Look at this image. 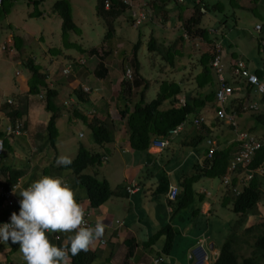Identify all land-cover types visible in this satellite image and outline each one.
<instances>
[{"label": "trees", "instance_id": "obj_1", "mask_svg": "<svg viewBox=\"0 0 264 264\" xmlns=\"http://www.w3.org/2000/svg\"><path fill=\"white\" fill-rule=\"evenodd\" d=\"M5 1L6 0H3L2 2L0 12H6L3 5ZM182 2L183 0H139L138 3L135 1L133 3L134 5H128L124 3V0H96L95 15L105 27V35L103 37L105 39L102 44L111 39V36L115 33V23L121 16L125 15L123 20L132 28L138 31L139 28H142L143 31L148 27L153 28L154 23L166 24L169 20L168 17L170 14L166 9L170 8L171 5L181 13L184 8ZM33 3L38 5L37 1H34ZM231 3V0H227L228 6H230ZM259 6L264 10V0H247V7L245 9L233 5L231 13L233 14L235 11H239V9L246 11L247 13H253V11L258 9ZM201 7L205 9L206 15H210L208 19L212 24L211 29L215 32L214 34L208 33L209 27L206 28L203 24L206 16L200 13ZM225 10L226 8L221 6V3L219 2L212 3L210 0H198L192 6L190 17L183 22L182 28L179 29L180 36L173 47H169L167 51L157 49L155 38L152 37L151 39H148V52H157V54L160 55L161 63H168L175 72L179 71L178 65L187 62V59L183 57L184 55H186V57L189 56L188 52H186V47L195 51L192 44L193 42L198 41L203 43L206 50L198 57H194L196 67L200 68V72L195 77L194 90L186 92L182 89L180 84L169 82L170 80H162L156 99L150 103H146L144 98L145 93L149 88V82L140 73L141 63L137 57L140 41L138 40L134 44L132 50L128 45L125 46V44L118 46V42L113 46L101 45L95 48L91 47L87 50L81 49L77 47L78 44L68 41L67 36L69 35V32L74 33L77 29V26L72 20L71 6L69 2L66 0H60L54 4L52 11L61 21V35L64 39L62 40V44L70 50L77 48V50H75L76 53L63 56V58L67 60L68 65L59 69L57 72V79H55L56 82L53 81L55 82V84L53 83V87L47 82L49 80L48 73L36 65L33 59L30 58L25 60L22 65L28 70L30 75L28 79V94L33 97H39L40 101L44 103L45 112L49 115L46 125V145L48 150L56 147L55 142L58 139L56 123L64 114L68 115V123L71 122L73 124L78 121L87 128L89 131L90 142L97 148L95 150H88L84 146H79L76 157L72 160L71 165L67 167L58 166L53 168L56 172V176L61 177L65 181L66 177L63 172H66V174L69 172L74 177V186L71 187L73 191H76L77 187H82L84 189L85 193L83 199L85 202L82 201L81 195L79 194H74V197L81 206L83 202L88 205L84 208L85 214L89 211L87 207L93 210L99 209L100 207L106 206L111 201L117 202L118 200H127L129 196L127 191H125L126 184H120L116 187L112 185L114 187V189H112L113 187L110 188L108 179H97V169L102 163H104L102 159L109 154L107 146L114 143L116 138L115 135L120 131L117 123L110 117L111 112L115 113L123 123L124 130L128 135L127 140L131 150L138 154H144L145 156H147L146 153L155 139L166 137L170 130L187 121V117L190 114L201 111L202 109L205 113L208 112V118L206 119L207 121L203 123L205 134L197 136V139H200L198 142H201L206 137H209V135H212L213 132L216 131L215 126L219 127L215 117L212 118V115L209 114L210 111L215 113L216 110L214 108L215 106H213L215 87L214 77L209 64L213 57L215 43L225 45L228 47L227 49L231 46L237 45H233L228 39L229 35L227 36L225 34V29H227L225 20L228 18L225 14ZM35 16L41 17L42 14L36 13ZM232 18L234 20L232 27H229L227 30L228 32L232 31L231 33L234 35L236 31H239L236 23L239 17L237 19L233 15ZM260 21L259 24L263 25L261 34L256 36L254 42L256 43L258 55L263 58L264 48L261 43L264 40V18H260ZM184 35H186V38H184ZM113 36V39L115 40V34ZM140 36L139 32L138 37ZM17 39L18 38L14 37L11 38L12 44L10 43L6 47V51H8L10 47L16 46V43L18 42ZM131 42L133 43V41ZM19 48L21 49V46H19ZM52 51L53 53L60 51L55 55L58 56L61 54L62 48L56 50L55 48L49 49L48 53L51 58V54H53ZM127 51L131 55L130 58L126 57ZM115 54L125 57L121 59L118 68L120 71L117 86H114L115 82L113 79L115 78L112 77L113 79H111L112 69H109L110 62L114 59ZM82 55H84L85 59L81 57L76 59L77 56ZM230 56L232 60L231 62L234 64V62L240 57V54L238 57L235 50L231 49ZM90 66L93 67V74L89 71ZM113 67L115 66L113 65ZM78 68L83 70H81V72L83 80L86 82V86H81L79 84L77 86H72L68 98L65 102H61L60 91L55 85L57 82L59 83L57 84L58 86L61 84L66 85L68 80L66 81L61 77L74 74L77 72ZM159 70L162 73L164 71L163 66L161 67V65H159L158 71ZM127 72L130 74V81L127 80ZM254 74L260 81H262L264 76L263 68L255 70ZM93 81H95V83ZM99 82H103L102 87L110 89V91L112 90L109 98L106 100L107 102H104L103 104V109L107 110V113H102V110L99 112V110L96 109V104L100 100L98 95L100 90L92 87L91 83L99 85ZM239 85L245 87L248 92L250 91L244 83L239 82ZM139 89H141V91L138 94V100L132 104L133 97H137L136 92ZM184 94H186L185 98L187 99L184 107L174 108L173 103L176 97ZM239 102H242L240 97ZM262 102L264 103V96L262 97ZM129 103L132 104V109H130L131 107L129 106ZM206 106H209L210 110ZM1 111L10 118L12 124L16 121L21 122L19 110L15 106L7 105L5 102ZM236 111H238L237 116L239 117V124L241 122L242 128L245 129L246 125L243 121L244 113L241 112L240 109H236ZM209 120H213V123H211V121L209 123ZM246 120L252 122L256 121L257 123L264 125V114H251ZM251 129L253 128H249L248 131L251 132ZM1 135L2 133L0 132V136ZM4 143L5 145L7 144V142ZM171 157L172 156L170 155L168 157H163L162 159H156L154 157L156 168H147L144 171L145 174L142 176V179L152 177L154 169L155 171L157 169V171L162 172V175H165V166H177L176 162L180 157H174V160L177 158L175 163H173ZM231 158H233L231 146L219 151L216 150L212 154L209 168L198 170L199 173L204 171L203 175H187L184 172L183 180L181 182L179 181L180 177L178 176V181L176 179L174 184L181 188L180 193L177 195L176 202L169 203L172 212L175 211L173 214L178 215L185 209L194 207L195 201L201 203V198H198L197 200L195 198V192L191 189L192 184L198 183L200 179L204 178L221 180L226 173ZM148 159L151 160L152 157L149 156ZM192 161L193 160L190 159V161L184 163L181 170L184 171L188 166V163H191ZM151 163L153 164L154 162ZM89 168L94 169L93 175H84L83 172ZM19 169L21 170L15 171L6 166L0 167V176L5 178V188L16 184L29 170L27 166H22ZM262 169H264V144L258 151H255L249 158H247L246 161L243 160L239 166H236L227 189L224 190L223 195L220 194L219 206L223 208L224 212L228 215L229 213H232L237 218L234 220L235 226L231 228L232 232L225 239L219 249L217 259L212 264H262V262H264V213L261 208L263 206H261L262 204L260 203L262 200V190L260 189V183L254 174ZM47 174L50 175V172ZM162 175H160L155 183L154 180H138L137 184L140 187V191L135 197H138V195L143 193L145 185H147L148 192L150 190L155 191L153 192L154 195H156L157 188L161 191L163 183L166 184V182H168L166 175L165 177ZM32 176L37 177L36 174H33ZM191 182L192 184H190ZM17 192L18 190L16 191L15 196L20 200L21 197ZM140 198L142 200L143 198L147 199V196L146 194H143L138 197V200ZM142 200H140V203ZM0 202L2 204L4 200H1ZM112 206L113 205L111 204V207ZM137 206L138 205H136V208ZM124 210L125 207L120 209L119 211L122 212L115 217L122 222V226L118 229V233L121 234L128 231L135 222L138 221L141 223V220H139V217L141 218V216L132 215L130 210H127V212L124 213ZM17 211H19V206L17 204L12 207L1 208L0 223H5L7 220H10L11 214L13 212L18 214ZM192 212L194 215H197L199 214V209H193ZM118 215L122 217L118 218ZM180 217L182 216L178 215L177 220ZM186 219H188V217ZM253 220L256 221L244 226L242 229L240 228L239 231H236V229H238L243 223L249 221L252 222ZM157 221L159 222L161 219ZM147 225V223H144L143 228ZM159 228L160 229L155 233L147 234L148 236L145 241H142V239L137 240V237L139 239L142 235V229H139L138 226L134 227L133 229L136 231L135 236H138L136 238L130 237L123 241V245L126 247V253L122 264H129V261H132L135 256L137 249H140L146 255L144 260H146L149 250H155L158 253V259L162 258L159 252L164 255H170L171 251H173V246H176L174 230L170 225H164ZM195 229L201 230L198 227ZM145 230L147 232V228H145ZM118 233H112L113 239L118 238V236H116ZM104 234L106 235V233ZM112 234L109 239H112ZM46 235L48 236L50 243L56 246H60V242L65 238L62 236L61 232L46 233ZM198 236L199 234L196 237ZM55 237L58 238L56 239ZM162 238H165V241L164 243L159 244V241L162 240ZM65 245H68V241ZM187 247L188 246H186V250ZM243 247L250 251L249 256L244 257L240 253L243 251ZM248 247H250V249ZM18 250L19 244H12L11 253H15ZM97 253L98 250L88 248L87 251H81L74 257L69 254L68 264H93Z\"/></svg>", "mask_w": 264, "mask_h": 264}, {"label": "rangeland", "instance_id": "obj_2", "mask_svg": "<svg viewBox=\"0 0 264 264\" xmlns=\"http://www.w3.org/2000/svg\"><path fill=\"white\" fill-rule=\"evenodd\" d=\"M37 1L38 5H35L33 2ZM60 0H6L4 2V7L6 12H0V47L4 44L5 40L8 38L9 35H15V37H18L16 46L19 47L21 46L22 54L21 60H27V59H33L34 63L38 65V63L44 67L45 69L48 68L50 71H52V75L48 74V76H51V82L49 81V85L53 84L54 80L57 79V72L59 71L60 68L66 67L68 65L67 60L63 58V56H67L68 54H75V48L74 50H70L68 47L63 46V37L61 33V21L57 18L56 14L52 11L54 4ZM69 2L71 6V12H72V20L74 24L77 26V29L74 33H70L67 36L68 41L72 43L78 44L77 47L81 49H90L99 47L101 45H115L118 42V46L120 45H128V47L132 50L134 44L139 40L140 41V47L138 49L137 57L141 63V70L140 73L145 76L147 81L149 82V88L147 92L145 93V102L150 103L153 100L156 99V95L159 90L160 83L162 80H171L177 81L176 78H181L184 83L187 84L188 89H186L183 86L184 91H190L194 90V84H195V78L194 76L198 72V68L196 67V62L194 57H198L202 52H205V48L200 46L199 44L201 42L195 41L193 42V46L195 51L187 47V51L189 56L186 57L184 55L183 57L187 59V62L182 63L178 65V72H174V70L169 66L168 63H161L160 60V55L157 54V52L150 53L147 50V43L148 39H151L152 36L150 33H145L144 35L141 34L142 28H139V31L132 28L130 25L126 23L123 19L125 18L124 16H121L119 19H117L115 23V40L114 34L111 36L110 40H107L106 43L102 44L103 40L105 38V27L102 24V22L97 19L95 15V6H96V0H66ZM210 1H219L220 3L227 4V0H210ZM171 7H173L171 5ZM227 8V6H226ZM36 13H41V17H36ZM225 14L227 15L226 21V28L228 29L229 27H232V24L234 22L232 16L234 15L235 18L239 19L236 21L238 28L240 29H246L248 32V35L245 36H240L239 31H236L235 34L233 35L231 32L227 29L225 34L229 37L228 39L232 42L233 45H236L237 42L240 43V41L237 40V38H245L247 41H249V48L250 51L247 54V59L250 60L252 63L251 68L258 66L260 64H264V59L261 58L256 50L254 49V46L256 43L254 42V38L256 36L254 32V26L256 23H260V18H264V10H262L259 6L258 9L253 11V13H247L246 11H243L239 9V11H235L234 14L228 11L226 9ZM206 16V14H203ZM207 18V17H206ZM209 19L207 18V21ZM178 25H180V28H182L183 22L186 21V19H183L179 22L178 20H175ZM205 26L206 27H211L212 24L210 22H207ZM156 22V21H155ZM166 24L164 23V26ZM162 24L154 23L153 27L154 28H161ZM149 29V28H148ZM239 30V29H238ZM140 32V37L139 36ZM157 32L162 35L163 30L157 29ZM178 33H179V28L178 32H173L171 35H169L167 38L162 35L163 42H160L159 40L156 41V48L161 49L164 51H167L169 47H173L175 45L176 40H178ZM209 33V32H208ZM215 32L212 31L210 34H214ZM113 39V40H112ZM133 41V43L131 42ZM228 41V40H227ZM130 42V43H129ZM109 43V44H108ZM246 45V41H244ZM164 44V45H163ZM197 45V46H196ZM13 47V46H12ZM10 47V49L12 48ZM51 48L60 49L62 48L61 54L58 56H55L58 54L60 51L54 52L52 51L53 54L52 58L50 54L48 53V50ZM228 48V47H227ZM199 49V50H196ZM235 49L236 54L239 57L240 50H238L237 46H231L227 50ZM225 52V49H224ZM21 53V52H20ZM14 52H3L0 53V71H1V79L8 83L9 85H12L14 81V75L16 72H20L21 76L23 78L28 77V70H26L23 65L18 64L16 65L11 59L13 58ZM43 55L47 56V60H43L44 57ZM81 57L83 59L84 55L82 56H77ZM128 58L131 57L130 53L127 51V56ZM51 60H54L55 63H51ZM122 55H114V59L111 60L109 69L112 72L111 79L114 77L115 79V85H118L119 81V65L121 59H123ZM176 60V59H175ZM53 61V62H54ZM94 62V61H92ZM18 63V62H17ZM113 65L115 67H113ZM159 65L161 67L163 66L164 71L161 73L159 69ZM183 66V67H182ZM41 69L43 70V68ZM93 67H89V71L92 73ZM171 71V72H170ZM132 72V70H131ZM159 72V73H158ZM93 74V73H92ZM30 76V75H29ZM70 76H62L64 80H68ZM93 77V76H92ZM65 81V82H66ZM53 82V83H52ZM95 83V81H93ZM100 86H103V82H99ZM6 87V86H5ZM140 92L137 91V93ZM107 93V92H106ZM136 93V95H137ZM134 96V95H133ZM136 97H133V99ZM253 99V98H252ZM107 94H106V99L103 101L99 100L96 104V109L99 110V112L102 110V113H107V110L103 109V104L104 102H107ZM129 106L131 107L132 105L129 103ZM210 110V107H207ZM132 109V107L130 108ZM208 113V112H207ZM204 112V114H207ZM203 114V115H204ZM209 114H213L211 111ZM259 114H264V110L260 111ZM195 113H192L189 115L188 120L193 121L195 118ZM251 114L247 113L246 114V119L250 116ZM116 117V116H115ZM64 124L62 125L59 121L57 122V130H58V139L55 142V148H51L47 150L46 147V155L47 156V162L50 164L52 168H56L59 165H57L55 156L58 158L59 156H68L71 158V160L75 159L77 151L79 149V146H84L88 150H95L97 149L95 146H93L90 142V136H89V131L87 128L81 124L80 122L77 121V123H68V117L64 118L63 120ZM249 120L246 122V129L252 128L251 123L249 124ZM256 123L255 128L251 129V132L253 133L252 135H258V136H264V125H261L254 121ZM241 124V122H240ZM117 125H119L117 123ZM219 127L215 126V130L213 132L214 138L217 139V142L220 144L221 142H228L232 139H234V134L230 131V129L227 126H223L219 124ZM250 125V126H249ZM190 130H193L192 127H189ZM198 130L197 133L201 132L204 134V132L201 130V128H197ZM82 135L81 137L79 135ZM182 136V135H181ZM180 136V137H181ZM16 142H20V139H16ZM15 142H9V144L12 146L13 144V150H16V147L14 145ZM154 145V144H153ZM201 148H204V145L202 144L198 150L203 151ZM108 149H110L109 154L107 156L108 158V164L102 163L97 171V179L101 180L102 178H106L109 180V186L112 188L114 183L119 184V181H114V177H119L122 179L121 176H126L127 178L131 175L130 171V166L132 165V160L134 163V168L137 169L136 172L133 174H142L144 176V172L141 171V166L140 164H145L147 162V157L142 156V155H131L129 153H124V150L117 149L114 146V144L108 145ZM28 154V149L26 150ZM122 153V154H121ZM150 153L152 154H158V149L155 147L150 148ZM2 157H0L1 159ZM11 156L7 159L10 161ZM23 160V159H22ZM177 161V158L173 161L175 163ZM192 163H188V166L185 168L183 172H185L187 175L192 172L191 169ZM48 167V166H47ZM176 166H169L168 170L170 169H175ZM156 168V167H153ZM49 171V170H47ZM178 172V171H177ZM65 173L66 181L70 184L71 187L74 186L73 180L74 177L68 172H63ZM94 169H87L85 172H83L84 175H93ZM162 172L155 171L153 176L150 178H145L142 179V181H147V180H154V183ZM165 173V172H164ZM180 173V172H178ZM52 176H54L52 174ZM165 177V175H162ZM55 177V176H54ZM168 179V178H167ZM260 183V189L262 190V200H261V207L262 212L264 213V178H257ZM140 180V179H139ZM169 180V179H168ZM171 182L173 183L175 181L174 177H171ZM130 180H124L123 182H129ZM199 184L195 186L194 189H196L198 192L200 189H204L208 191L211 195L210 198H208L207 202H214L219 203L218 199L220 197V194L222 193L224 187L223 184L219 179H203L198 181ZM157 185V184H156ZM113 189V188H112ZM83 190V191H82ZM147 185H145V189L143 193L138 195V197L142 196L143 194H146L147 199L150 200V204H140V201H136L137 208H135V197L132 199L130 203L127 201H123L125 210L124 213L127 212V210L131 211L132 215H138L141 216L139 217V220H141L140 225L138 226L139 229H142V235L139 237V239H142V241H145L146 237L148 236L146 234L145 228H143L144 223L148 224L147 228V233L148 234H153L157 230H159V225L157 227H154L153 223L146 217L147 214L151 213L157 215V219L163 222L161 224V227L164 225H170L175 221L176 223H179L180 225V230L177 228V224H174L172 229L174 230L175 234V243L176 246H173V259H172V264H188L187 260V252H186V245L185 242L189 243L192 242L194 239V233L197 236L200 233H204V231L210 236L209 238V243L213 244L214 251L216 254L219 252V249L221 248L222 244L224 243L225 239L229 236V234L232 232L231 228L235 223V219L237 218L234 214L229 213V215L224 212L222 209H215L216 204L210 205L209 209L207 208H202L200 212L201 214L204 215L202 219L199 214L194 215L192 210L195 209V207H189L188 209H185L182 211L179 218L177 220L178 215L173 214L175 211L171 212V209H167V206L164 204V198L166 192V186L165 183L162 185V192L159 194V188H157L156 195L153 194V190H150L149 192L147 191ZM84 189L82 187H77V190L74 191V194H79L81 195L82 201H84ZM211 200V201H209ZM160 203V204H158ZM111 204L113 205L111 208L118 210L117 207H114L116 205V202L111 201ZM83 205V204H82ZM198 207V206H197ZM1 209V206H0ZM171 210V211H170ZM215 210V211H214ZM93 213L95 214L97 212V209L92 210ZM114 211V210H113ZM170 211V212H169ZM122 211H117L115 215L121 213ZM180 212V211H179ZM209 214H212L211 216ZM122 216L118 215V218H121ZM188 217L189 220L186 218ZM197 220V225H201V230H196L195 227H191V224L193 221ZM188 221H190L188 223ZM256 220H253L252 222H245L236 231H239L240 228H244V226L255 222ZM137 226V222L135 223ZM188 224V227L186 226ZM157 228V229H156ZM187 231H190L189 234ZM125 234V237L121 235V233H118V238H115V241L107 242V245L105 247H102L103 250V255L101 256V249H98L97 255H95V262L93 264H122L124 261V255L126 253V247L123 245V241L126 239H129L130 237H133L129 233V231L122 233ZM113 239V237H112ZM111 240V239H110ZM165 238H162V240L159 241V244L164 243ZM11 247L12 244L9 241V243H4L0 244V264H26L23 254L20 252V249L15 252L11 253ZM250 249V247H248ZM108 250L110 252H108ZM191 250V249H190ZM242 252H240L244 257H247L250 255V251L243 247ZM141 252V250L139 249ZM161 254L160 256L162 257L163 261L160 262V264H168V260L165 258L166 256L159 252ZM170 254V255H171ZM216 256H214L215 258ZM158 259V253L155 250H149L147 253V257L145 262L142 261L140 263H135L133 260L129 261V264H153V261ZM264 264V262H262Z\"/></svg>", "mask_w": 264, "mask_h": 264}, {"label": "clouds", "instance_id": "obj_3", "mask_svg": "<svg viewBox=\"0 0 264 264\" xmlns=\"http://www.w3.org/2000/svg\"><path fill=\"white\" fill-rule=\"evenodd\" d=\"M205 14H206V12H205ZM256 26H260L262 28L263 25H261L259 23L255 24L254 32L257 36L259 34L255 31ZM208 32L212 33V29L209 28ZM260 34H261V32H260ZM256 36H255L254 40H256ZM8 40L11 43V38H9ZM8 40H6L5 44H3V45H5V48L10 44V43H7ZM199 45L206 48L203 43H200ZM221 46L223 49V56H222L223 57V63H225L226 65L230 63V65L232 67V65H233V63L231 62L232 60L230 59V61H227L225 58L224 49L226 46L222 45V44H221ZM238 60H239V58L237 59V61ZM240 61L244 62L241 59H240ZM245 65H246V63H245ZM209 66L213 72L214 86H215L214 87L213 106H215L214 108L216 110H215V113L212 114V118L215 117L216 121L219 122V124H221L223 126H227L222 120H219L216 116L217 111L220 109V107L217 105V101H216V92L218 89V83H217L216 74H215L213 68L211 67L210 64H209ZM246 68L249 70L247 65H246ZM199 72H200V68L198 67V72L196 73V75ZM249 72L254 74V72H252L250 70H249ZM16 74H17V72H16ZM18 75H19V73H18ZM196 75L194 76V78L196 77ZM130 80H131V77L128 81H130ZM262 80H264V76H263ZM169 82L178 83L181 85V87L183 89V82L181 80L180 81H173V79H171ZM239 82H242V81L241 80L240 81H233L231 79L228 81V83L231 85V87H233V89H235V91H236L235 93L239 94V97L242 100V102H239V97H237V99L232 98V100H231L232 103L225 108L226 112L232 111L235 113L238 130L234 131L232 127L227 126L230 129V131L234 134V139H232L228 142H221L219 144L217 142V139L214 138V135L212 134V135H209V137H206L203 141L198 142V141H200V139H197V136L205 134V130L203 128V123L205 121H207L206 119L208 118L207 114H204V111L202 109L201 111L195 112L196 115H195V118L193 119V121L188 120V117H189L188 116L187 121L183 122L182 124L176 126L174 129L170 130L167 133L166 137H164L162 139H155L151 146L157 148L159 153L153 154V155H159L160 156L163 153L161 155L162 157H168L170 155V156H172L171 160L174 161L175 156H173V152H169L170 154L164 153V151H167L165 149L166 148L169 149L170 143L173 140H175L178 136H179V138L183 137L182 132L184 131L185 127H192L193 128L192 131L194 132V140L192 143L194 144V146H196L195 147L196 149H198L202 144L204 145V148H201L203 151H200L202 153V157L199 159L197 158L191 162L192 163L191 169L193 168L192 169L193 173H190L191 175L192 174H197L198 176L203 175L204 171L202 173H199L198 170H201L203 168H209V166H210L209 164L211 162V157H212L213 152L216 150L219 151L221 149L227 148L228 146H231L233 158H231V161L227 167L225 175L220 180L221 183L223 184V187H224L223 189L226 190L228 183L230 181V178L232 177L236 166H239V164L241 162H243V158H240V160L237 161V158H239V153H240L239 148H238V144L236 143V139L238 137V134L239 133H245V134L249 135L252 139H254V141L259 145V148L256 151H258L261 148V146L264 144L263 136H261V137L258 135L253 136L252 135L253 133L249 132L248 129L242 128V124H239V117L237 116L238 111H236V109H240L241 112L244 113V115H246L247 113L258 114L260 111H262L264 109V103L262 102V97L264 96V94L260 98H258L257 96H255L252 93V91L250 90L249 87H247L250 90L248 92L245 87L239 85ZM239 87L242 88V93L240 91H237V88H239ZM194 89H195V84H194ZM139 90L141 91V89H139ZM139 90H137V91H139ZM190 91H192V90H190ZM186 92H188V91H186ZM138 94H139V92L137 93V97L134 99L138 100ZM185 96H186V94L177 96L174 103H173V107L174 108L184 107L185 102L187 100L185 98ZM244 97H249V99H250L249 101L256 102L259 105V109L257 112H250V111L243 110V99H244ZM5 101H6L7 105H12L11 100H5ZM8 101H10V104H8ZM134 103L135 102L132 101V104H134ZM206 107H209V106H206ZM20 121L22 123V129H21V134L19 136H12V137H6L5 136V132H4L5 127H7L9 124L14 125V124H12L10 118L8 119V122L2 127V130H1L2 135L0 136V140H2V142H3V153L0 155V157H3V155L5 154V150H4L5 140H7V141L9 140V142H12L13 139L20 138L22 136L23 130H24V122L22 120H20ZM210 121L211 120H209L208 122L210 123ZM115 122L119 124L117 126L120 129V131L126 135V140H127L128 135H127L126 131L124 130L123 123L120 121L118 116H117V120ZM211 123H213V120L211 121ZM254 124L255 125L252 128H255L256 123L254 122ZM197 128H201V130L204 132V134L201 132L197 133V131H196V130H198ZM173 131H175V133H173ZM79 136H81V135H79ZM127 143H128V140H127ZM113 144H115V140H114ZM46 147H47V145H45V148ZM150 148L146 153L147 154L146 157H147V160H149L148 159L149 156L152 157V159H151V161H147L145 164H143V166L140 169L143 172L147 168H150V166L156 165L154 157L152 156V154H150ZM119 149L124 150L125 148L120 147ZM47 150H48V148H47ZM129 150L134 155L145 156L144 154H138V153L133 152L130 148L129 143H128V152H129ZM109 151H110V149H109ZM123 152L125 153V151H123ZM191 160H193V158H191ZM102 161L104 163L108 164V158L107 157L103 158ZM178 161H181V158ZM151 162H154V163L152 164ZM56 163L59 166L67 167V166L71 165L72 160L68 156H59L58 158L56 157ZM176 165L178 166L177 163H176ZM170 171H171V169L168 171H165V173H170ZM177 171L180 172L178 174L180 177L179 181L181 182L183 180L182 178L184 176V172L180 168H177ZM254 174L257 178H264V169L259 170V171L255 172ZM139 179L142 180V176H140L138 174L136 179H133L132 181H129L128 183H121V184H126L125 191H127L129 196H128V199L125 201H127L128 203H130L132 201L133 195L138 194V192L140 191V187L137 184V181ZM200 180H203V179H200ZM190 184H192V182ZM197 184H199V183L192 184L191 189H193L195 192L194 195H195L196 200L198 198L202 199L201 203H198V201H195V203H194L195 209H197V208L199 209V215H200L201 207L203 208V206H204L203 201L209 205H211V203L216 204V207H215L216 210L217 209L223 210V208H221L219 206V203H215V201L208 203L207 200H208V198L211 197L210 193L204 189H201V188H198V189H200V191L198 192L196 189H194ZM1 185H4V184H1ZM11 187H18V189H19V182L12 185ZM11 187H8V188L10 189ZM8 188H6V189H8ZM113 189H114V187H113ZM180 189L181 188L178 185L177 186L173 185V184H171L169 186L167 185V188H166L167 192L165 194L164 204H166V206L169 207V209H171V206L169 205V203L171 204V203H174L177 201V195H179ZM223 193H224V190L222 191L221 195H223ZM18 194L21 197V199L19 200V212L17 211L18 214L16 212H13L10 216V222L0 223V244L9 243V241L11 242V244H17L18 243L20 252L23 254V257H24L26 264H68L69 254L72 257H74V256L78 255L81 251H87L88 248L92 245V243L96 240L98 241V245H100V244L107 245L106 239L105 240L100 239L103 237L104 232L106 230H110L114 233H116V232L118 233V231H119L118 229L122 226L121 220H119L117 218H114L108 227H106L105 223L103 221H101L102 220L101 218H100V220L96 219L93 221L91 219L93 214H94L92 211L93 209H89V211L85 214L84 208L75 199L74 191L71 188L70 184L58 176L54 177V176H49V175H42L38 179L31 182V184L27 188L21 190ZM143 199H145V198H143ZM146 201H147L146 204L149 205L150 200L146 199ZM209 201H211V200H209ZM218 202H220L219 199H218ZM101 209H102V207L97 209V211H99L101 213ZM208 210H210V209H208ZM91 212L93 214H91ZM209 215L211 216L212 214H209ZM200 216L202 219H205V218H203L204 215L203 216L200 215ZM84 218L87 219L89 222H92V223L94 222L95 225L92 227L81 226L84 224ZM139 225H140V223H139ZM200 227L201 226H198V228H200ZM52 232L72 233L68 237V245L66 246L65 244L67 242H64L63 240L60 242V246H56V245L50 243L46 233H52ZM55 238L57 239L58 237H55ZM209 238H210V236L205 231L203 234L200 233L198 237H194V240H195L194 247H192L191 250H189L187 252L188 264H212L217 259L219 252L216 254V252L214 251L213 244L208 242ZM101 242H103V243H101ZM214 256H216V257L214 258ZM161 261H163L162 258L154 260L153 264H160Z\"/></svg>", "mask_w": 264, "mask_h": 264}, {"label": "crops", "instance_id": "obj_4", "mask_svg": "<svg viewBox=\"0 0 264 264\" xmlns=\"http://www.w3.org/2000/svg\"><path fill=\"white\" fill-rule=\"evenodd\" d=\"M196 1H198V0H183L182 6H184V8L182 9L183 11L181 13L178 12L174 7H170L168 9H166L170 13L169 17H168L169 20L166 23V25L164 26L162 24L161 28H154V27L153 28L148 27L149 29L145 28L142 31V35H144L145 33H150L152 36H154L156 41L159 40L160 42H163L162 35L167 38L173 32L174 33L178 32V28L181 29L180 25H178L175 20H178L180 22L182 20V18L183 19H188L190 17V15H191L192 6L194 5V3ZM231 1H232V3H231L230 6H228L227 4L225 5L223 3H221V6H223L224 8H226V6H227L226 9H228L229 12H231L233 10V5H237V7L243 8V9H245L247 7V0H231ZM211 2L212 3H214V2L217 3L219 1H211ZM206 17L209 18L210 15H206ZM206 17L204 18V21H203L204 25L206 24V21H207ZM207 22H209V20ZM157 29L163 30L162 35H160L157 32ZM239 35L240 36H245V35H248V32L246 31V29H240L239 28ZM178 36H180V33H178ZM12 37L18 38V37H15V35H9L6 40H8L9 38H12ZM6 40H5V42H6ZM237 40L240 41V43L237 42V45H236L238 47V50H240L239 60L240 59L243 60L246 63V65L249 68V70L252 71V72H254L257 69H261V68H263V70H264V64H260L258 66H255V67L251 68L252 63H250L251 61L247 59V54L250 51V48L248 47L249 46V41H247V39H245V38L244 39L243 38H237ZM244 41H246V45H245V43H243ZM5 42H4V44H5ZM11 44H12V42H11ZM254 49L257 52L256 45L254 46ZM232 50H235V49H232ZM22 51H23V49L21 50L19 47L14 46L11 49L9 48L8 51H6L5 53L14 52L15 53V54H13V58L14 59H11V60L16 65H18V64L22 65V63L24 62V60H21L22 59V57H21ZM230 54H231V50L229 51V50H227V47H225V58H226L227 61H230V59H231ZM43 57H44L43 60H47V56L46 55H43ZM53 61L54 60H51V58H50V62L51 63H55V61L54 62ZM38 66L40 68L42 67L39 63H38ZM42 68H43V70L45 72H47L48 74L52 75V71H50L48 68H46V69L44 67H42ZM81 70L78 68L77 72L72 74L71 77L68 79V83H66V85H62L61 84L60 86H58L57 85V84H59L58 82L55 85L56 88L60 91L61 102H65V100L68 98L69 92L71 91L72 86H77L78 84L81 85V86H86V82H85V80H83V76H82ZM17 73H19V75H16V73H15L14 81L12 82L13 84L9 85L8 83L4 82L1 79L2 77H1V71H0V132L2 130V127L8 122V119H9V117L6 116L5 113L1 111L2 107H4V104L6 102L5 100H11L12 101V105L15 106L16 108H18L19 113H20V118L24 122V127L25 128L23 130L22 136L20 138H18V139H20V142H16L17 138L12 140V142H15L14 143V145L16 147L15 151L13 150V147H12L13 144L11 146L8 143L9 140L8 141L5 140V142H7V144L5 145V143H4L5 154L0 159V167L1 166H6V167H9V168H11V169H13L15 171L21 170L19 168H21L22 166L23 167L27 166L29 168L27 173H25L18 180L19 189H18L17 193H19L21 190L27 188L31 184V182H33L34 180L38 179L40 176L48 175L47 174L48 172H50L49 176H52V174L54 176H56V172L53 170V168L50 166V164H48L47 156L45 157L46 152H47V150L45 148L46 139H47L46 124L48 122L49 115L45 112L44 103L42 101H40L39 97H33L32 95L28 94V79H29V75H28L27 78H23L21 76L20 72H17ZM55 76H57V74ZM48 79L49 80L47 82H49L52 79L51 76H48ZM176 79H177V81L182 80L181 78H176ZM55 82H54V84H55ZM91 85H92V87L100 90L98 95H99L101 101L102 100L104 101L106 99V94H107V99L109 98L112 90L110 91V89H106V88H104V87H102V86H100L98 84H94V83H91ZM50 86L53 87L54 85L51 84ZM183 86L186 89H188L187 84L184 83V82H183ZM136 101H137V99H133V102H136ZM115 116H116L115 113H113V112L110 113V117L114 121L117 120V116L116 117ZM65 117L67 118L68 115L64 114L58 120L62 125L64 124L63 120H64ZM243 121L246 124L247 120H246V116L245 115L243 116ZM250 123H251L252 127H254V125H255L254 122L250 121L249 124ZM182 133H183V137L179 138V136H178L175 140H173L170 143V145H169L170 148L169 149L166 148L165 150H167V151H164V153H167V154H170L169 152H173V156H178V157L181 158V161H177L176 162L178 164V166L175 167V169L172 168L170 173H165L166 178L169 179L168 183L166 182V184H165L166 188H167V185L168 186L171 185V184L176 185V184H174V182L172 183L170 179L173 176L174 179L175 180L177 179V181H178L179 174L177 172V168L181 169L183 164L188 162V161H190L191 158H193V161H194L195 159H197V158L199 159V158L202 157V153L198 149H196L195 148L196 146H194V144L192 143L193 140H194V132L192 130H190L189 127H185L184 131ZM115 137H116V139H115L114 146L116 147V150L119 149L120 147H124L125 148L124 149L125 153H129V154L132 155L130 150L128 152V143H127V140H126V135L123 132L119 131L115 135ZM27 149H28V154L26 152ZM150 154H152V153H150ZM161 155L160 156L159 155L155 156V155L152 154V156H154L156 159H159V158L162 159L163 157ZM9 156H11L10 161L7 160L9 158ZM147 161H151V160H147ZM131 164H132L130 166L131 175L128 178L126 176H121L122 179L120 178V176L119 177H114V181H119V184H121V183H128V182H123V179L124 180H130L131 179V181L133 179H136L138 174H133L134 172L137 171V169L134 168L133 160H132ZM140 166L142 167L143 164H140ZM153 167H155V165L150 166V169H153ZM168 167L169 166H165L164 170L168 171ZM47 170H49V171H47ZM33 174H36L37 177L32 176ZM140 176H142L141 173H140ZM151 181H153V179ZM1 184L5 185V178H3L2 176H0V185ZM119 184L114 183V187H116ZM4 185H2V186L5 188ZM161 192H162V190L161 191L159 190V194H161ZM164 192H167V191L165 190ZM135 195H133V198H135ZM137 200H138V198H135L134 202L136 203ZM140 200H142V199L140 198L139 201ZM84 202L82 203L83 204L82 205L83 208H85V206L87 205ZM146 202H147L146 199H143L140 204H144ZM203 205H204L203 208L204 209L207 208V210L210 207V205L206 204L204 201H203ZM114 207L118 208V210H116V212H117L120 209H123L125 206H124L123 201L118 200ZM135 208H136V205H135ZM167 208H169V207H167ZM87 209L89 210L88 207H87ZM116 212H115V209L111 208V202H109L106 206H103L102 209H101V213L103 215L99 211H97L95 214H93L91 212V214H93L91 219L94 221L96 219L100 220V218H101L102 219L101 221H103L105 223L106 227H108L110 225V223L112 222V220L116 217V215H115ZM201 213L202 212H200V215H202ZM146 216L153 223L154 227H157V225H159V227H161V224L163 222L162 221H159V222L157 221L158 219H157V215L156 214H152V216H151V213H149ZM187 220H189V219H187ZM189 222L190 221H188V223ZM135 223L131 226L130 229H128L129 233L134 236L133 238H136L138 236V235L135 236L136 235V231L133 229L134 227H136ZM174 224H177L176 226L180 230L179 223H176L174 221L171 224V226L173 227ZM138 225H139V222L137 221V226ZM186 226L188 227V224ZM198 226H201V225L200 224L197 225V220L193 221L192 224H191V227H198ZM145 228H148V225ZM189 232L190 231H187L188 234H189ZM104 233H106V235L104 234L103 237L100 238V239H102V240L106 239V242L115 241V239H111V240L109 239L110 235L112 233H114V232H112L110 230H106ZM61 234H62L63 237H65L63 239V241L67 242L68 241V237L72 233H62L61 232ZM146 234H148V233L146 232ZM195 234L196 233H194V236L196 237ZM116 236H118V234H116ZM122 236L125 237V234L122 235ZM112 237H113V234H112ZM137 240H140V239H138V237H137ZM185 244H188V245H186V246H188L186 252H188L192 247H194L195 240L193 239L192 242H189V243L185 242ZM105 246H106L105 244L98 245V241L96 240V241H94L92 243V245L89 248L96 249V250L101 249L100 252H101V256H102L103 255L102 247H105ZM108 252H110V251L108 250ZM172 252L173 251H171V253ZM172 254L171 255H165L166 256L165 258L168 260V264H172V259H173V255ZM145 256L146 255L144 254V252H142V251L140 252L139 249H137V252H136V254H135V256L133 257L132 260L135 263H140V262H142V260L145 262V260H144Z\"/></svg>", "mask_w": 264, "mask_h": 264}, {"label": "built area", "instance_id": "obj_5", "mask_svg": "<svg viewBox=\"0 0 264 264\" xmlns=\"http://www.w3.org/2000/svg\"><path fill=\"white\" fill-rule=\"evenodd\" d=\"M137 2L139 0H124L125 4L132 5L134 2ZM3 0H0V10ZM134 5V4H133ZM143 5V4H139ZM200 13L205 14V9L203 7L200 8ZM261 27L256 26L255 31L260 34ZM184 38H186V35H184ZM7 43H10L8 40ZM262 47L264 48V40L261 43ZM6 48L5 45H2L0 47V52H5ZM223 49L220 43L214 44V52L213 57L210 62L211 67L213 68L217 83H218V89L216 92V101L217 105L220 107V109L217 111L216 116L219 120H222L227 126H230L233 128L234 131L238 130V126L236 123V117L235 113L232 111L226 112L225 108L229 106L232 103V98L237 99L239 97L238 93H235V89L231 87V85L228 83V81L231 79L233 81H242L246 87H249L252 93L260 98L264 94V80L260 81L255 74L249 72V70L246 68V65L244 62L238 60L236 61L232 67L229 64L223 63ZM18 75V73L16 74ZM126 77L129 80L130 74L129 72L126 73ZM237 91H240L242 93V88H237ZM249 97H244L243 99V110L250 111V112H257L259 109V105L256 102L249 101ZM8 104H10V101H8ZM22 129V123L21 122H15L14 125L9 124L7 127H5V136L6 137H12V136H19L21 134ZM175 133V131H173ZM81 137V136H80ZM236 143L238 144L239 148V158H237V161L240 160V158H243V160L246 161L247 158H249L258 148L259 145L252 139L249 135L245 133H239L238 137L236 139ZM3 153V142L0 140V155ZM18 187H11L10 189H5L2 185H0V201L4 200V202L0 206L1 208L4 207H12L15 204L19 206V200L16 198L15 194ZM19 212V211H18ZM10 222V220H7L5 223ZM95 223L89 222L87 219L84 218V224L81 226L85 227H92ZM103 243V242H101ZM156 263V262H155Z\"/></svg>", "mask_w": 264, "mask_h": 264}]
</instances>
